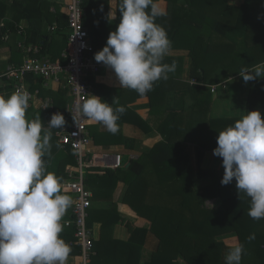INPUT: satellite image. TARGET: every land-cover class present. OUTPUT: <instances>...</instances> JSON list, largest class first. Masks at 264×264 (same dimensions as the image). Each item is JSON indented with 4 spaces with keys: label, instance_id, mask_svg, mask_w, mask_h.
I'll return each instance as SVG.
<instances>
[{
    "label": "crops",
    "instance_id": "1",
    "mask_svg": "<svg viewBox=\"0 0 264 264\" xmlns=\"http://www.w3.org/2000/svg\"><path fill=\"white\" fill-rule=\"evenodd\" d=\"M2 1L8 3L9 10L5 18L6 21L12 23L15 29L16 27L20 28V32L17 29L16 32L10 30L5 37L0 38V90L3 92L1 95L7 97L14 90V82L5 77V72L8 68L20 66L25 61V55L19 48V43L23 42L27 46L38 47L40 48V55L44 59L57 61L61 59L66 49L68 28L63 0H39L43 4L44 18L49 7L48 15L52 23H49L46 18H42L41 13L35 11L32 12L34 19L23 18L20 22H15L13 18L16 12L11 7L13 0ZM88 1H90V5L86 8L84 24L94 46L92 58L101 67L99 74L89 78V82L94 88L92 95L103 98L109 104L113 103L116 98L117 102L112 105L113 108L120 106L125 108L117 122L119 130L116 134L108 132L102 124L88 119L87 129L91 139L92 152L111 158L115 155H121L128 161L140 160L145 154L150 153L157 144L169 142L167 138H171V143L184 142L194 169L199 170L198 146L203 142H212V149L206 153L201 165V170L209 171V173L197 182V188L202 189L212 184L218 189L225 171L222 166V158L213 154V150L217 147L219 131L222 130L219 128L220 120L233 121L231 124H234L237 119L247 114L251 81L245 83L239 72L228 77L222 66L218 65L224 61V57L217 50L221 45L213 48L215 53H210L206 46L209 38L215 40V42L212 41V45L221 43L222 38L226 37L237 47L235 50L237 53L234 54L233 51V55L229 59L240 61L243 57L244 62L249 61V63L254 64L257 60L264 62V36L261 35L263 53L256 56L255 50L252 49L248 51L246 58L243 52L245 49L244 32L237 29L234 21L232 23L222 21V17L228 11L222 0H180L179 7L185 5L186 10L190 11L192 7H188L187 3H193L197 9L194 11L206 15L211 14L218 19L215 23L211 22L203 27L192 25L191 28L197 29L198 35L204 39L202 44L194 43L192 36L187 33L190 30L183 29V33L175 35L179 17L176 13H170L171 6L167 1L159 0L160 7L165 14L157 17L155 22L165 28L171 41L170 49L163 62L169 65L175 62L176 67L174 72L168 74L167 80L157 81L153 89L142 96L135 90L123 89L114 71L102 62H97L94 58L95 54L106 45L109 34L115 31L120 23L119 0ZM244 3L245 0H227L229 6L236 8H240ZM101 5H103L102 11ZM175 8L172 6V9ZM110 11L115 16L112 21L107 18ZM233 19L235 20V18ZM200 20L203 22L201 18ZM44 33L46 35H43ZM210 34L213 37H210ZM193 47H195L194 50H192ZM13 58L17 60L14 61ZM193 58L199 61L211 60L216 64L215 67H210L209 82L203 85L204 88L212 90L211 88L214 87L216 90L210 92V104L208 106L204 102L195 109H193L195 102L199 101L203 95H199V92L194 90L200 86L197 85L196 79L192 75ZM258 80L262 82L264 78H258ZM25 82L29 91L36 95L26 110L28 120L33 119V112L28 111L29 109L45 110V105L49 106L47 108L53 114L69 113L71 96L63 78L41 81L28 75ZM203 87L201 86V88ZM151 95L152 98L149 97ZM253 110H256L255 106L251 107V111ZM259 110L264 115V108ZM191 121L194 122L193 126H190ZM212 121L216 122L215 129L211 128ZM225 125L227 127V124H224V128ZM58 144L59 150L51 157L47 172H51L60 178L62 193L72 198V204L61 220L63 231L60 235H64L65 238V235L73 229V225L67 223L72 221L74 201L73 197L63 189L64 184L69 179L70 170L68 168L72 166L67 165L65 170H59L60 162L67 160L70 152L59 141ZM110 183L97 181L98 185L89 187L93 196L92 209L102 212L93 225L95 246H97L101 258L96 264H148L152 261L159 245V240L151 231V222L147 218L141 217L129 204L122 202L128 183L120 180L115 187L109 185ZM234 183L235 179L231 184ZM95 193L98 194L97 199ZM236 198L241 200L249 197L243 194ZM224 204L223 199L210 197L206 198L204 206L207 209L217 210ZM111 216L112 218L119 216L122 220L114 227L113 231L108 230L102 236V222L109 220ZM224 237H219V240ZM76 245L78 246L77 243ZM231 248L233 247L224 248V260L226 253ZM79 262L80 255L70 253L66 264H79Z\"/></svg>",
    "mask_w": 264,
    "mask_h": 264
},
{
    "label": "clouds",
    "instance_id": "2",
    "mask_svg": "<svg viewBox=\"0 0 264 264\" xmlns=\"http://www.w3.org/2000/svg\"><path fill=\"white\" fill-rule=\"evenodd\" d=\"M118 9L120 23L94 58L114 71L123 89L143 96L175 71V62H163L171 41L155 22L165 13L159 0H119ZM107 18L115 19L112 11ZM239 75L245 83L264 78V62L241 68ZM29 99V93L20 89L0 95V264H66L71 248L60 235L61 220L72 198L62 193L60 178L47 172L44 160L51 149L49 129H61L66 121L62 113H54L47 127L40 116L28 120ZM116 102L88 94L76 107L82 118L116 134L125 111L123 106L114 109ZM246 113L219 131L213 154L222 158L221 184L235 179L239 196L250 198L249 217L260 220L264 219V115L259 109ZM254 238V234L248 237ZM243 253L244 246L237 244L226 253L225 264H241Z\"/></svg>",
    "mask_w": 264,
    "mask_h": 264
},
{
    "label": "trees",
    "instance_id": "3",
    "mask_svg": "<svg viewBox=\"0 0 264 264\" xmlns=\"http://www.w3.org/2000/svg\"><path fill=\"white\" fill-rule=\"evenodd\" d=\"M165 1L171 6L170 13H176L179 17L175 35L183 33V29L190 30L187 33L192 36L193 42L202 44L204 39L198 35L197 29H192L191 26L203 27L211 22L215 23L218 19L211 14L206 15L194 11L197 9L193 3H187L188 7H192V10L189 11L186 10L185 5L178 6L180 0ZM222 2L228 10L222 17V21L226 23L234 21L237 29L244 32L245 49L243 52L245 57H248V51L252 49L255 50L256 56L263 53L261 35L264 36V0H245L240 8L229 6L227 0H222ZM42 5L39 0H13L11 7L16 12L13 19L15 22H20L23 18L32 19L33 11L41 13L42 18H44ZM83 5L85 9L88 8L90 1L84 0ZM172 6L176 8L172 9ZM8 10V3L0 0V38L5 37L10 30L12 32H16V29L18 32L20 31V28L16 27L15 29L12 23L6 21ZM47 11L49 13V7ZM48 13H45V18L49 23H52ZM200 18L204 23L201 22ZM68 32L69 29L67 36ZM210 37H213L212 34ZM212 41L215 42L209 38L206 47L209 48L210 53H215L213 48L221 45L217 50L224 57V61L218 65L222 66L228 77L236 75L243 67L252 68L261 63L258 60L254 64L249 63V61L244 62L243 57L240 61H233L229 57L233 55V51L234 54L237 53L235 51L237 47L234 43L226 37L222 38V42L218 44L211 45ZM194 49L195 47L192 48V50ZM240 55L243 56V54ZM12 60L17 59L13 58ZM215 66V62H211V60L199 61L193 58L192 75L195 77L197 85L200 86L194 90L199 92V95H203L199 101L195 102L193 109L200 107L204 102L209 106L211 90L204 88L203 85L209 82L210 67ZM2 93L0 90V95ZM149 97L152 98V95ZM252 106H255L256 110L264 108V80L262 82H259L258 79L251 81L247 112L251 111ZM28 111L33 112V119L40 116L44 127H47V123L53 115V112L48 108L45 110L29 109ZM63 115L66 121L65 125L61 129H50L52 134L50 154L46 153L44 156L46 169L51 157L59 150L57 132L62 129H71L74 124L70 113L66 112ZM139 121L141 122L140 119ZM140 122H138L139 125ZM232 122L220 120L219 128L223 130L224 124L229 126ZM193 125L194 122L191 121L190 126ZM211 128H216V122H211ZM167 140L169 142L157 144L150 153L145 154L140 160L128 161L123 158L124 167L121 169H87L85 172L86 188L89 190V187L96 185L97 181L111 182L109 185L112 187H115L120 180L128 183L122 202L129 204L141 217H145L151 222V231L159 240L153 259L148 264H225L223 259L224 248L234 247L237 244L244 246L241 264H264V219L254 220L249 217L250 198H242L241 200L236 198L239 195L236 181L234 184H220L218 189L212 184L202 189L197 188V182L209 173V171L201 170V165L206 153L212 149V142L199 144L197 152L199 170H195L184 142L171 143V138H167ZM66 149L69 150L70 156L67 160L60 162L59 170H65L67 165L76 166L77 162L73 151L69 147ZM97 195L95 193L96 199ZM210 197L221 198L225 204L217 210L207 209L204 203L206 198ZM228 199L234 201H226ZM114 210L116 209L114 208ZM100 214L102 212L92 209V207L89 210L87 225L92 232L94 242L90 264H96L98 260H101L99 250L95 246L93 230V225L97 222ZM71 219L72 221L75 219L73 213ZM121 220L122 218L120 219L119 216L113 218L111 216L109 220H104L102 222V236L108 230L113 231ZM72 227L73 229L65 235V238L64 235L61 237L69 244L71 254L80 255L81 247L76 245L75 241L77 242V240L74 237L76 229L74 226ZM253 234L255 238L249 241L248 237ZM223 236L225 237L219 240V237Z\"/></svg>",
    "mask_w": 264,
    "mask_h": 264
},
{
    "label": "built area",
    "instance_id": "4",
    "mask_svg": "<svg viewBox=\"0 0 264 264\" xmlns=\"http://www.w3.org/2000/svg\"><path fill=\"white\" fill-rule=\"evenodd\" d=\"M83 2L84 0H63L69 32L67 46L60 60L44 59L40 55V48L27 46L20 42L19 48L25 55V61L20 66L8 68L5 77L14 82L13 92L20 89L29 93V104L36 95L32 94L26 85L25 79L28 75L44 81L63 78L68 86L71 96L69 113L72 118L75 117L76 122L73 118L74 124L71 129H62L57 134L60 144L64 148L69 147L74 152L77 162L76 166L68 168L70 170L69 179L63 188L73 197L74 201L72 213L75 219L67 224L73 225L76 229V243L82 250L79 264H90L94 242L87 221L93 204V196L85 186V172L89 168L118 170L123 168L124 164L121 155L111 158L92 152L87 129L88 119L82 118L81 112L76 107L77 103L93 93L89 78L101 72V67L92 58L94 46L84 24L86 9ZM211 89L212 92L216 91L214 87ZM47 107L49 106H44L46 109Z\"/></svg>",
    "mask_w": 264,
    "mask_h": 264
},
{
    "label": "rangeland",
    "instance_id": "5",
    "mask_svg": "<svg viewBox=\"0 0 264 264\" xmlns=\"http://www.w3.org/2000/svg\"><path fill=\"white\" fill-rule=\"evenodd\" d=\"M109 161H110V160H109ZM226 201H234V200H232V199L229 200V199H228V200H226Z\"/></svg>",
    "mask_w": 264,
    "mask_h": 264
}]
</instances>
